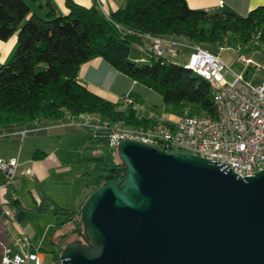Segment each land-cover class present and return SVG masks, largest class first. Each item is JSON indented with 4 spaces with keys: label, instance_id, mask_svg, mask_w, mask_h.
I'll use <instances>...</instances> for the list:
<instances>
[{
    "label": "trees",
    "instance_id": "trees-1",
    "mask_svg": "<svg viewBox=\"0 0 264 264\" xmlns=\"http://www.w3.org/2000/svg\"><path fill=\"white\" fill-rule=\"evenodd\" d=\"M125 1L124 8L108 16L99 5L88 8L66 0L69 14L59 16L49 7L43 18L33 14L24 0H0V40L18 37L13 56L0 67V132L56 124L86 113L135 126L168 123L141 118L134 105L122 109L123 104L109 102L81 84V67L95 58H103L118 72L160 94L176 113L215 116L210 83L185 66L189 49H183L177 60L144 50L145 62L133 58V49L143 47L146 35L200 46L213 54L231 41L244 53L264 58V7L242 17L227 10H194L187 0ZM90 138L109 156L94 189L109 181L123 184L127 169L116 161L117 150L109 148L106 138ZM11 202L16 205L19 200ZM58 210L67 216L61 221L57 213L53 232L76 219V213ZM59 260L60 255L54 257V262Z\"/></svg>",
    "mask_w": 264,
    "mask_h": 264
},
{
    "label": "water",
    "instance_id": "water-1",
    "mask_svg": "<svg viewBox=\"0 0 264 264\" xmlns=\"http://www.w3.org/2000/svg\"><path fill=\"white\" fill-rule=\"evenodd\" d=\"M123 184L96 188L83 241L60 264H264V170L241 178L216 162L125 140Z\"/></svg>",
    "mask_w": 264,
    "mask_h": 264
},
{
    "label": "built area",
    "instance_id": "built-area-1",
    "mask_svg": "<svg viewBox=\"0 0 264 264\" xmlns=\"http://www.w3.org/2000/svg\"><path fill=\"white\" fill-rule=\"evenodd\" d=\"M189 49L186 68L208 81L213 89L215 116H180L168 123L158 122L148 126H135L123 120L112 122L97 114L86 113L76 117L68 116L56 124L39 123L26 127L15 134L21 140L53 127H73L82 130L94 138H106L111 150H117L125 140L139 141L160 149L181 151L193 154L223 168L233 171L241 178L252 177L264 170V83L258 84L245 75L246 69H255V76L264 70V65L248 57H242L245 66L242 72H236L221 58L220 54L176 40L145 36L142 49L149 55L177 60L183 49ZM233 76V80L227 78ZM130 106L134 101L125 98ZM19 167L17 158H0V172L6 175L9 186ZM4 186H0V206L6 217L12 212L5 196ZM28 250L18 254L5 253L2 264H60L47 263L41 252Z\"/></svg>",
    "mask_w": 264,
    "mask_h": 264
},
{
    "label": "crops",
    "instance_id": "crops-1",
    "mask_svg": "<svg viewBox=\"0 0 264 264\" xmlns=\"http://www.w3.org/2000/svg\"><path fill=\"white\" fill-rule=\"evenodd\" d=\"M24 1L33 14L43 18L46 17L49 7H52L59 16L69 14L66 0ZM73 1L88 8L99 5L108 16L126 6L125 0ZM187 2L194 10H227L242 17L247 16L258 7H264V0H187ZM17 43V35L8 41L0 40V67L11 59ZM133 50V58L136 61L145 62L148 59L142 48L135 47ZM244 70L245 66L242 65L240 72ZM262 72L264 70L258 72L255 76V69L248 68L245 75L249 79L253 75L255 78H259L258 76L262 75ZM79 81L105 100L115 104H123L122 109L127 108L125 98L130 96L134 101L139 117L159 119L155 107L158 103H161L160 101L163 102L162 97L156 100L150 92L153 90L118 72L103 58H95L84 64L79 73ZM16 132L5 130L0 132V158L5 160L17 158L19 161V167L9 186L5 187L6 175L0 172V186L5 187L4 193L9 202L6 208L11 210L13 216V219L6 217L3 208L0 206V264H2L5 253L18 254L25 252L28 250L27 244L31 242L23 227L26 223L27 214L22 203L21 193L29 188L36 205L40 206L42 212H47L52 205L55 206L56 200L45 194L40 188L41 185L58 175L72 173L73 168L70 165V160L72 156L76 157L75 155L80 152V148L76 145L77 142L85 144L86 150L96 148L89 134L73 127H53L30 135L24 140H21L15 134ZM87 193L84 194L82 204ZM16 199L19 200V203L14 205L11 200Z\"/></svg>",
    "mask_w": 264,
    "mask_h": 264
},
{
    "label": "rangeland",
    "instance_id": "rangeland-1",
    "mask_svg": "<svg viewBox=\"0 0 264 264\" xmlns=\"http://www.w3.org/2000/svg\"><path fill=\"white\" fill-rule=\"evenodd\" d=\"M218 51L221 58H223L230 65V68L236 72H240L242 70V65H244L241 61L242 57L253 58L261 65H264V58L258 57V59H256V55H254V58L252 53H244L243 47H238V45L235 47L231 41ZM261 74L262 75L258 76L259 78H255L253 75L251 76V79L258 84H262L264 83V72ZM227 78L230 81L233 80L232 75H228ZM150 92L153 94L152 97L156 100L157 98H161L160 94L154 91ZM160 102L161 103H158L159 105L157 104L155 107V111L158 112L159 118L157 120L164 119V121H175L180 116L186 115L176 113L171 106L164 104L162 101ZM76 145L80 148V152L75 155L76 157L72 156L70 160V165L73 168L72 173L58 175L56 178L53 177L49 182L41 185L40 187L45 194L50 195L56 200L54 204L55 206L52 205L47 212H42L40 206L36 205L34 196L30 192L29 188L21 193L22 203L27 214L26 223L23 227L26 234L30 237V247H32V250L34 251L43 253L47 263L54 262L55 256L50 251L49 253H44L41 251V248L49 247L51 239L55 237V240L57 241L60 235L71 234L76 228L74 224L66 225L54 235L53 229L58 220L56 217L57 213H61L59 216L61 221H63V219L67 216L58 209L61 208L69 211L70 213H76V221L81 222V214H78V212L82 209L88 197L95 190L94 184H96L102 171L108 164L109 156L107 153H103L102 149L94 148L86 150L85 144L77 142ZM102 155L104 157L102 161L97 159L98 157H102ZM119 160L120 159L117 154L116 161ZM85 192L88 193L82 204ZM55 208H57V211ZM83 230L84 228L81 222V231ZM73 242L74 236L70 235V238L66 241V243ZM63 246H65V243H63Z\"/></svg>",
    "mask_w": 264,
    "mask_h": 264
},
{
    "label": "flooded vegetation",
    "instance_id": "flooded-vegetation-1",
    "mask_svg": "<svg viewBox=\"0 0 264 264\" xmlns=\"http://www.w3.org/2000/svg\"><path fill=\"white\" fill-rule=\"evenodd\" d=\"M70 224H74L76 226L75 230H73V232L71 234L60 235L59 239H57V241H54L53 239H51V244L49 247L46 248V252H44V253H49V251H50L51 253H53L54 256L60 255V257H61L65 247L70 244V243H66V241L70 238V235L74 236V242L75 241L84 242L83 241L84 230L81 231V224L79 222H77L76 219L68 222L66 225H70ZM82 226H83V223H82ZM83 228H84V226H83ZM58 231H60V230L56 229L54 232V235ZM74 231L79 232V233H75ZM63 243H65V246H63Z\"/></svg>",
    "mask_w": 264,
    "mask_h": 264
}]
</instances>
